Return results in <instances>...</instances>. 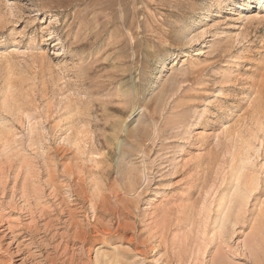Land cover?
Wrapping results in <instances>:
<instances>
[{
    "label": "rangeland",
    "instance_id": "rangeland-1",
    "mask_svg": "<svg viewBox=\"0 0 264 264\" xmlns=\"http://www.w3.org/2000/svg\"><path fill=\"white\" fill-rule=\"evenodd\" d=\"M0 264H264V0H0Z\"/></svg>",
    "mask_w": 264,
    "mask_h": 264
},
{
    "label": "bare ground",
    "instance_id": "bare-ground-1",
    "mask_svg": "<svg viewBox=\"0 0 264 264\" xmlns=\"http://www.w3.org/2000/svg\"><path fill=\"white\" fill-rule=\"evenodd\" d=\"M252 180L250 181V184H251Z\"/></svg>",
    "mask_w": 264,
    "mask_h": 264
}]
</instances>
